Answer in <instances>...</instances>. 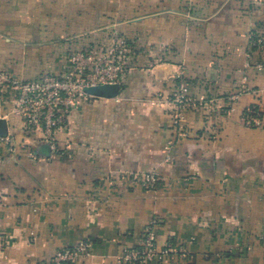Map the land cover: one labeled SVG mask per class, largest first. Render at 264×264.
Wrapping results in <instances>:
<instances>
[{
	"label": "crops",
	"instance_id": "obj_1",
	"mask_svg": "<svg viewBox=\"0 0 264 264\" xmlns=\"http://www.w3.org/2000/svg\"><path fill=\"white\" fill-rule=\"evenodd\" d=\"M132 48L123 86L73 110L57 150L0 94V264H41L91 242L85 264H120L156 221L157 246L186 249L151 264H264V0H0V68L27 81L64 73L68 57L105 43ZM182 77L185 133L169 107ZM239 95L235 101L230 97ZM257 107L261 126L243 122ZM155 172V189L133 174Z\"/></svg>",
	"mask_w": 264,
	"mask_h": 264
},
{
	"label": "built area",
	"instance_id": "obj_2",
	"mask_svg": "<svg viewBox=\"0 0 264 264\" xmlns=\"http://www.w3.org/2000/svg\"><path fill=\"white\" fill-rule=\"evenodd\" d=\"M255 49L264 46V38L256 33L250 35ZM132 48L129 41L117 30L109 33L105 43L86 50L72 53L68 57V69L61 74H44L37 79L22 81L0 68V94L6 88L15 91L14 114L20 117L27 129L40 135L42 142L52 151L57 150V133L65 128L73 110L96 99L88 90L100 86H123L129 68ZM259 70L264 63L257 65ZM239 95L230 97L235 101ZM156 101L169 107L174 126L185 133V118L188 109H198L215 100L205 96L199 98L189 94L186 80L180 77L169 95H158ZM243 122L249 127L261 126V118L251 114V108L243 115ZM14 150L10 136L0 137V144ZM148 190L156 188L159 176L155 172L131 175ZM156 221L144 231L139 245L125 249L119 258L120 264H151L158 260L170 259L176 255L187 257L184 248L168 243L164 248L157 246ZM92 244L88 240L79 242L72 248L61 249L48 261L41 264H85L91 256Z\"/></svg>",
	"mask_w": 264,
	"mask_h": 264
},
{
	"label": "water",
	"instance_id": "obj_3",
	"mask_svg": "<svg viewBox=\"0 0 264 264\" xmlns=\"http://www.w3.org/2000/svg\"><path fill=\"white\" fill-rule=\"evenodd\" d=\"M88 92L93 96L108 99L115 97L118 93V89L113 86H100V87L90 88ZM47 150L49 151L50 147L48 144L44 143L39 146L38 153L42 155L45 154Z\"/></svg>",
	"mask_w": 264,
	"mask_h": 264
},
{
	"label": "trees",
	"instance_id": "obj_4",
	"mask_svg": "<svg viewBox=\"0 0 264 264\" xmlns=\"http://www.w3.org/2000/svg\"><path fill=\"white\" fill-rule=\"evenodd\" d=\"M251 114L253 116H259L260 115V112L258 111V108L257 107H252L251 108Z\"/></svg>",
	"mask_w": 264,
	"mask_h": 264
},
{
	"label": "rangeland",
	"instance_id": "obj_5",
	"mask_svg": "<svg viewBox=\"0 0 264 264\" xmlns=\"http://www.w3.org/2000/svg\"><path fill=\"white\" fill-rule=\"evenodd\" d=\"M114 30H117V31H118V29L114 26L113 29H112L110 32H112V31H114ZM118 32H119V31H118Z\"/></svg>",
	"mask_w": 264,
	"mask_h": 264
}]
</instances>
